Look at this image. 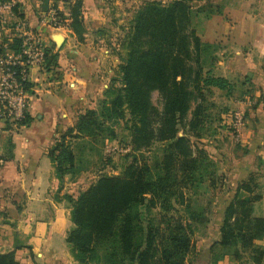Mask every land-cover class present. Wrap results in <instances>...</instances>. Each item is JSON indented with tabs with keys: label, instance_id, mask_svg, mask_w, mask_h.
<instances>
[{
	"label": "trees",
	"instance_id": "trees-1",
	"mask_svg": "<svg viewBox=\"0 0 264 264\" xmlns=\"http://www.w3.org/2000/svg\"><path fill=\"white\" fill-rule=\"evenodd\" d=\"M49 1L40 0L43 12L49 10ZM195 1L205 0H173L166 6L147 2L137 10L126 59L119 66L120 86L109 91L112 96L102 100L98 110L85 111L72 128L61 132L48 152L61 181L74 172L76 157L70 141L104 133L114 139L110 125L126 116L134 150L160 144L161 156L152 164L132 162L119 176L100 177L77 198L64 197L73 224L65 241L76 264H186L193 252V224L206 220L204 209L186 202L184 190L201 185L212 162L190 141L201 138L204 114L200 101L190 111L194 94L189 86L199 97L204 89L224 91L226 96L233 91L226 78L213 76L210 69L203 73V56L212 45L202 42L191 28L189 4ZM18 7H12L17 15ZM81 9L82 0H75L67 4V17L56 14L78 42L85 35ZM3 43L7 41L2 40L0 52ZM19 45V40L7 43L11 50ZM53 48L47 49L42 68L47 72L56 68ZM153 90L163 101L160 112L150 100ZM26 123L25 118L20 125ZM7 141L11 146L10 138ZM254 187L250 179L237 185L223 212L220 239L209 248L210 264L227 255L239 261L245 253L252 264L263 261L264 217L253 213V204L260 199L253 194ZM0 264H19L14 251L0 253Z\"/></svg>",
	"mask_w": 264,
	"mask_h": 264
},
{
	"label": "crops",
	"instance_id": "crops-1",
	"mask_svg": "<svg viewBox=\"0 0 264 264\" xmlns=\"http://www.w3.org/2000/svg\"><path fill=\"white\" fill-rule=\"evenodd\" d=\"M220 1L225 11L222 32L227 43L235 48V54L220 63L225 65L226 72L221 77L230 79L244 75L256 86V96L264 94V0ZM9 2L12 7L19 6L18 15L12 11L6 22L12 24L20 19L39 32L48 48L54 47L57 60L56 68L51 71L33 68L30 72L27 123L17 131H6L0 121V212L7 214L9 222H0V253L14 251L19 264H75L65 241L70 209L54 192V169L48 152L60 133L72 127L84 110L94 109L96 101L108 89L106 81L114 75L115 62L119 63V59L99 46L100 39L91 36L89 30L109 28L110 19L93 0H84L83 19L88 33L84 42L79 43L64 25L53 28L48 24L47 16L52 11L64 12V6L55 8L50 0L49 10L43 12L40 0ZM56 34L62 37L60 45L52 40ZM2 40L0 30V46ZM237 132L241 145L251 155L257 154L264 163V102L260 101L251 110ZM8 138L11 146L7 144ZM244 165L243 161L227 166L231 199L237 185L251 174ZM228 204L224 200L212 203L217 221L215 228L210 226L201 237L198 252L203 253L202 247L219 241L222 212ZM258 215L264 217V212ZM234 262L233 257L227 255L217 264Z\"/></svg>",
	"mask_w": 264,
	"mask_h": 264
},
{
	"label": "rangeland",
	"instance_id": "rangeland-1",
	"mask_svg": "<svg viewBox=\"0 0 264 264\" xmlns=\"http://www.w3.org/2000/svg\"><path fill=\"white\" fill-rule=\"evenodd\" d=\"M58 1L59 2H56L55 4L52 3V6L55 5V8L64 6V12L66 15H63V11L59 14L65 18L68 13L67 4L73 3L75 0H66V3L60 0ZM93 1L97 6L103 9V14L110 19V27L99 28L98 30L95 29L96 31L90 29L89 31L92 33L91 36L93 35L94 38L100 39V43L98 39H96L97 43H99L98 45L103 49L108 50L110 55L116 56L119 59V63L117 61L115 62L116 66L114 68V75L106 81L108 89L104 90L102 97L96 101L94 110H98L101 101L108 100L112 96L109 91L112 88L120 86L118 72L119 66L126 59L128 49L127 44L132 34L133 20L137 10L147 2H154L166 6L173 0ZM220 4V0H205L203 2H192L189 6L192 9L191 28L195 31L196 35L202 42L212 45L209 48L208 53L203 56V73L207 69H210L213 76L221 77L226 72L224 69L225 65L220 63L225 62L227 57L231 58L235 54V48L227 43L225 33L222 32L223 29L221 24L223 23V15L225 11ZM81 11L83 18L84 0H82ZM56 17L59 22L63 24L62 21L64 20L59 16ZM83 23L85 27V35H87L88 31L84 19ZM65 24H67V21ZM85 35L83 41L79 43L84 42V39L87 38ZM227 80L233 85V91L229 97L225 95L224 91L217 89H202L203 96L199 97V95H197L198 93L192 89L191 85L189 86L194 94L190 102V111H192L200 101L204 114L202 119L203 126L201 138H190V141L205 152L212 162V167L208 169L209 174L205 177L201 185L197 188L189 187L184 190L186 202L196 209H204V218L206 220L205 223L193 224L194 231L192 241L194 249L187 257L186 264H197L203 261L211 262L212 255L209 253L211 245L209 247H202L204 248L203 253L198 252L197 250L202 246L200 239L203 235H206L207 229L210 228V226L215 228L214 225L217 221L215 216L217 215V212L216 210H213L212 203L223 200L230 203L232 200L231 189L228 187L230 183L228 175L229 167L227 168V166L229 164H238V162L244 161L245 165L243 167L247 166L246 169L248 170L249 168V170H251V174L243 181L248 179L252 180L253 185H255L253 194L260 197V199L253 204L254 215L259 216L258 213L264 212V163L257 154L251 155L249 150L241 145L237 132V128L243 123L245 117H249L251 110H253L260 101L264 102V94L261 93V95L256 96V86L252 82H249V80H246L244 75ZM150 100L152 106L160 112L163 106V101L157 90L151 92ZM87 110L93 109H86L84 112ZM190 116L191 114L188 112L187 118H190ZM126 119H128V116H126L124 120L119 121V123L110 125L115 132L114 139L104 133L103 135L92 139L80 138L70 141L76 157V162L73 167L74 172L65 174L61 181L57 179L54 172L52 177L54 192L61 198V200H64L65 206L68 209H70V205L64 199L65 196L69 195L77 198L100 177L119 176L122 174L124 168L132 162H146L152 164V162L160 158L161 151L159 150V143L152 145V147L148 149H141L140 151L134 150L131 147V131L129 129V124L125 123ZM64 131L65 130H63L62 133ZM181 135L182 133L179 132V136ZM225 160H228L229 163H225ZM212 181L214 182V187L211 186ZM227 195V199H224ZM152 215H155L158 218L156 211H154ZM6 220L7 214L5 212H0V222L5 224L9 223ZM72 228L73 224L70 221L67 233ZM207 236H209V234H207ZM260 244L264 246V239ZM216 251H218V249ZM234 263L252 264L249 260L248 253L242 255V259L235 261ZM260 264H264V258Z\"/></svg>",
	"mask_w": 264,
	"mask_h": 264
},
{
	"label": "built area",
	"instance_id": "built-area-1",
	"mask_svg": "<svg viewBox=\"0 0 264 264\" xmlns=\"http://www.w3.org/2000/svg\"><path fill=\"white\" fill-rule=\"evenodd\" d=\"M12 16L11 2H0V30L7 43L19 40L16 50L3 43L0 52V121L6 131H17L26 118L29 75L33 68L42 69L47 55L44 37L22 20L6 22ZM48 24L60 28L61 22L52 11ZM10 24V25H9Z\"/></svg>",
	"mask_w": 264,
	"mask_h": 264
},
{
	"label": "water",
	"instance_id": "water-1",
	"mask_svg": "<svg viewBox=\"0 0 264 264\" xmlns=\"http://www.w3.org/2000/svg\"><path fill=\"white\" fill-rule=\"evenodd\" d=\"M57 38H59L60 40H57ZM52 40L56 45H60L62 43V37L60 35H54Z\"/></svg>",
	"mask_w": 264,
	"mask_h": 264
},
{
	"label": "bare ground",
	"instance_id": "bare-ground-1",
	"mask_svg": "<svg viewBox=\"0 0 264 264\" xmlns=\"http://www.w3.org/2000/svg\"><path fill=\"white\" fill-rule=\"evenodd\" d=\"M57 40H60L59 38H57Z\"/></svg>",
	"mask_w": 264,
	"mask_h": 264
}]
</instances>
